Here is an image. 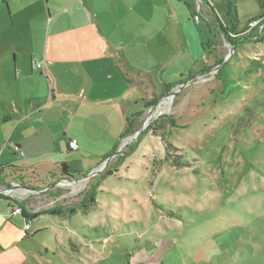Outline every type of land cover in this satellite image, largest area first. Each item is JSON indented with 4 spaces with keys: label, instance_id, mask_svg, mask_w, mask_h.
I'll list each match as a JSON object with an SVG mask.
<instances>
[{
    "label": "rangeland",
    "instance_id": "obj_1",
    "mask_svg": "<svg viewBox=\"0 0 264 264\" xmlns=\"http://www.w3.org/2000/svg\"><path fill=\"white\" fill-rule=\"evenodd\" d=\"M144 1L150 21L179 24L189 52L157 64L152 54L168 55L172 45L160 37L145 54L140 65L157 97L132 132L102 146L87 123L95 137L82 150L108 163L82 185L56 180L48 198H27L61 208L41 210L28 234L24 220L16 235L3 232L11 264H264V36L242 40L259 31L250 22L264 15V0H207L225 30L209 22L207 37L201 0H193L196 17L184 4ZM218 44L225 57L211 74ZM192 69L203 73L188 81Z\"/></svg>",
    "mask_w": 264,
    "mask_h": 264
},
{
    "label": "crops",
    "instance_id": "obj_2",
    "mask_svg": "<svg viewBox=\"0 0 264 264\" xmlns=\"http://www.w3.org/2000/svg\"><path fill=\"white\" fill-rule=\"evenodd\" d=\"M171 3L184 4L167 1ZM144 4V0H0V117L16 113L7 121L0 119V186L16 182L34 190L20 197L0 193L2 264L13 261L4 248L3 232L16 235L20 221L25 224L29 218L31 230L40 222L34 214L53 208L48 200L32 206L27 198H48L56 180L79 179L103 165L99 163L103 157L82 150L86 140L95 137L87 123L103 134L102 146L117 141L130 124L131 132L137 126L147 101L157 97L149 69L140 64L160 44L158 39L172 45L168 55L152 54L157 64H173L189 52L179 24L164 27L150 21ZM205 6L206 16L213 18L214 9L208 2ZM256 33L261 34V28ZM217 49L216 59L207 63L213 68L217 58L225 57L222 45ZM39 62L43 68L35 67ZM196 72H188V81L203 73ZM72 139L79 143L77 150L69 148ZM7 142L19 145L24 156ZM108 152L104 148L102 155ZM63 162L66 174L60 168ZM16 206L22 213H12Z\"/></svg>",
    "mask_w": 264,
    "mask_h": 264
},
{
    "label": "built area",
    "instance_id": "obj_3",
    "mask_svg": "<svg viewBox=\"0 0 264 264\" xmlns=\"http://www.w3.org/2000/svg\"><path fill=\"white\" fill-rule=\"evenodd\" d=\"M262 22H263V18L252 21V22H250V27L253 28L256 25H259V27L262 30V28H263ZM35 67L38 69L43 68V63L39 62L35 65ZM217 71H218V68L216 67V68H213L212 70H210L209 72L211 74H214V72H217ZM7 144L10 145L11 147H13V149H15V151L19 152L21 155L24 156V150L19 145L15 144L13 142H7ZM68 145H69V148L73 149V150H77L79 148V143L76 139L70 140ZM91 176H84V177H81L79 179L67 178V179H62L59 182L60 183L66 182L64 185H72V184L82 185L83 183H85V180ZM59 182H58V184L60 186H64V185H61ZM12 186H13L12 188H0V193H5L8 195L14 194V196L20 197V196H23V194L27 195V194H31V192H34V190H29V189H25V188L21 187L16 182H14ZM1 189H4V191H1ZM22 211L23 210L21 207L16 206L13 208L12 213L13 214H19V213H22ZM31 225H32V220H26L25 225H24V230L27 232L31 228Z\"/></svg>",
    "mask_w": 264,
    "mask_h": 264
},
{
    "label": "trees",
    "instance_id": "obj_4",
    "mask_svg": "<svg viewBox=\"0 0 264 264\" xmlns=\"http://www.w3.org/2000/svg\"><path fill=\"white\" fill-rule=\"evenodd\" d=\"M179 1H182L186 6H187V8L189 9V11H190V13H191V16L192 17H196V16H199L198 15V13L195 11V9H194V7H195V5H194V2H193V0H179ZM202 1V3L204 4V5H206V3H207V1L206 0H201ZM201 11V10H200ZM212 12V11H211ZM200 13H202L203 14V12H200ZM207 17V20L206 21H204L205 22V24L206 25H202V26H200V32H201V34H202V36H204V37H207V35H208V33L207 32H211V30L212 29H210L209 28V25H211L210 23H213L215 26H217V27H215L216 28V30H218V32L219 31H225L224 30V28H223V26L221 25V23L218 21V18L214 15L213 16V18L212 17H208V16H206L205 15V17H204V20H205V18ZM264 17V15L263 16H261V17H257V18H255L253 21H255V20H258V19H261V18H263ZM209 20V21H208ZM210 22V23H209ZM252 22V21H251ZM262 25H263V28H262V30H261V34L259 33H256L257 31L256 30H254L253 32H251L250 34H248V35H245V37H243V39L242 40H244L245 39V41H247L248 39H250V40H252V39H257L258 41L260 40V38H262L264 35V19H263V22H262ZM260 28V27H259ZM256 29V28H255ZM234 32H235V30H234ZM235 33H238L237 31L235 32ZM148 105V103L146 104V106ZM16 115V113H7V114H5V115H3V116H1L0 117V119L2 120V121H7V120H9V119H12V117L13 116H15ZM130 127H131V124L129 125V128H127V131H129V130H131L130 129ZM181 166H183V165H181ZM67 163H65V162H63V163H61L60 164V168L62 169V171H63V173H67ZM180 167V166H179ZM110 173H111V171H110ZM91 194V193H90ZM89 194V195H90ZM90 201L91 202H95L94 201V195L93 196H91L90 195ZM58 207H60V206H57V207H53V208H51V209H47V210H45V212L47 213V212H52V213H56V208H58ZM61 208V207H60ZM70 211L72 212V211H75V208H70ZM41 212H38V213H36V214H34V216L33 217H37V216H39V214H40Z\"/></svg>",
    "mask_w": 264,
    "mask_h": 264
},
{
    "label": "bare ground",
    "instance_id": "obj_5",
    "mask_svg": "<svg viewBox=\"0 0 264 264\" xmlns=\"http://www.w3.org/2000/svg\"><path fill=\"white\" fill-rule=\"evenodd\" d=\"M171 101H172V99H171V97H169L166 101H164L165 102V104H166V106H169L170 104H171ZM166 106L164 107V106H162V107H159V109H158V111H156L155 113H153V115L154 114H159V113H161V112H163V110H165V108H166ZM149 119V118H148ZM146 123V122H145ZM66 182H61L60 184L61 185H64Z\"/></svg>",
    "mask_w": 264,
    "mask_h": 264
},
{
    "label": "water",
    "instance_id": "obj_6",
    "mask_svg": "<svg viewBox=\"0 0 264 264\" xmlns=\"http://www.w3.org/2000/svg\"><path fill=\"white\" fill-rule=\"evenodd\" d=\"M232 49H233V47H232ZM221 65H219L218 67H220ZM144 126L142 125V128H143ZM108 162H104L103 164L104 165H106ZM99 169H97V170H94L93 172H91V174L90 175H88V176H91V175H94V174H96L97 173V171H98ZM56 184V183H55ZM21 187H23V188H25V189H29V190H33L32 188H30V187H28V186H25V185H21V184H19ZM13 186L12 185H10V186H8L7 188H12ZM1 191H4V189H1Z\"/></svg>",
    "mask_w": 264,
    "mask_h": 264
},
{
    "label": "flooded vegetation",
    "instance_id": "obj_7",
    "mask_svg": "<svg viewBox=\"0 0 264 264\" xmlns=\"http://www.w3.org/2000/svg\"><path fill=\"white\" fill-rule=\"evenodd\" d=\"M64 179H67V178H64ZM59 181H60V180H59ZM59 181L56 182L57 185H59V184H58ZM7 187H8V186H3V188H7Z\"/></svg>",
    "mask_w": 264,
    "mask_h": 264
}]
</instances>
